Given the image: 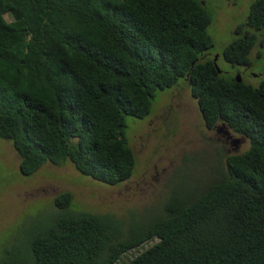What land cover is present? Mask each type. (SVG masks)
<instances>
[{
  "label": "trees",
  "instance_id": "obj_1",
  "mask_svg": "<svg viewBox=\"0 0 264 264\" xmlns=\"http://www.w3.org/2000/svg\"><path fill=\"white\" fill-rule=\"evenodd\" d=\"M212 24L200 0H0V138L23 175L70 161L102 184L127 182L137 166L127 119L150 117L157 93L181 79L207 129L226 126L250 141L228 156L222 178L174 193L128 233L114 215L71 212L73 194L61 193L50 223L0 264H118L148 243L126 264H264V81L239 83L204 58ZM236 34L223 56L251 66L264 0Z\"/></svg>",
  "mask_w": 264,
  "mask_h": 264
},
{
  "label": "rangeland",
  "instance_id": "obj_2",
  "mask_svg": "<svg viewBox=\"0 0 264 264\" xmlns=\"http://www.w3.org/2000/svg\"><path fill=\"white\" fill-rule=\"evenodd\" d=\"M200 1L213 18L209 32L214 48L204 58L214 59L224 77L235 79L240 75L244 82L259 86L264 81V39L260 38L251 53V66L246 72L223 56L225 48L238 37L236 29L246 23L256 0ZM126 135L137 166L132 178L118 186L81 174L70 161L60 167L48 163L34 175L25 176L12 143L0 138V258L29 238L38 225L50 223L57 213L54 200L61 193L73 194L71 212L114 215L128 233L136 223L161 214L174 193L201 191L222 178L228 156L250 147L249 139L226 126L206 128L197 100L184 79L174 88L157 93L150 117H129ZM152 245L125 254L118 264H126Z\"/></svg>",
  "mask_w": 264,
  "mask_h": 264
},
{
  "label": "water",
  "instance_id": "obj_3",
  "mask_svg": "<svg viewBox=\"0 0 264 264\" xmlns=\"http://www.w3.org/2000/svg\"><path fill=\"white\" fill-rule=\"evenodd\" d=\"M215 66H216L218 72L220 73L221 70H220L219 67L217 66L216 61H215ZM236 81L240 83V82H242L243 80H242L241 76H237V77H236Z\"/></svg>",
  "mask_w": 264,
  "mask_h": 264
},
{
  "label": "flooded vegetation",
  "instance_id": "obj_4",
  "mask_svg": "<svg viewBox=\"0 0 264 264\" xmlns=\"http://www.w3.org/2000/svg\"><path fill=\"white\" fill-rule=\"evenodd\" d=\"M208 54H211V52L209 53L208 52ZM215 62V61H214ZM242 68H243V72H246V70H247V68H249L250 66H241ZM222 72V71H221ZM220 72V73H221ZM238 76H240V75H238ZM242 78V77H241ZM236 79V78H235ZM243 80V79H242ZM218 131H219V129H218ZM238 148V147H237Z\"/></svg>",
  "mask_w": 264,
  "mask_h": 264
}]
</instances>
